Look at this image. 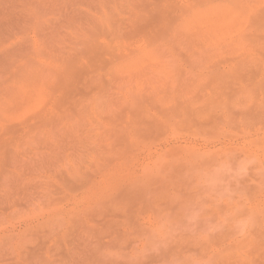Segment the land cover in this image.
<instances>
[{
  "label": "rangeland",
  "instance_id": "rangeland-1",
  "mask_svg": "<svg viewBox=\"0 0 264 264\" xmlns=\"http://www.w3.org/2000/svg\"><path fill=\"white\" fill-rule=\"evenodd\" d=\"M0 264H264V0H0Z\"/></svg>",
  "mask_w": 264,
  "mask_h": 264
}]
</instances>
